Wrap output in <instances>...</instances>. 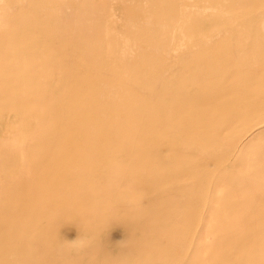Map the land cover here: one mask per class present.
I'll return each instance as SVG.
<instances>
[{
    "label": "crops",
    "instance_id": "obj_1",
    "mask_svg": "<svg viewBox=\"0 0 264 264\" xmlns=\"http://www.w3.org/2000/svg\"><path fill=\"white\" fill-rule=\"evenodd\" d=\"M74 1L0 0V264H264V14L159 83L135 1Z\"/></svg>",
    "mask_w": 264,
    "mask_h": 264
},
{
    "label": "rangeland",
    "instance_id": "obj_2",
    "mask_svg": "<svg viewBox=\"0 0 264 264\" xmlns=\"http://www.w3.org/2000/svg\"><path fill=\"white\" fill-rule=\"evenodd\" d=\"M151 0H148V2ZM154 1L151 6L149 4L144 3V0H136V5L138 8H134L133 10H141L143 11L146 6H149L150 14L146 17V21H144V26L152 28V30H148L147 35L152 36L151 40L147 39V48L156 49L155 58L157 61L153 65H149L150 58H145L143 56V64H147L143 66L141 69V75L144 77L150 78L151 75L154 76L158 82H162L161 80L165 81L167 78V74L170 77L174 74L180 75L182 67L192 65V61H189L186 57L183 56L182 50H185L187 54L188 47H193L196 45L197 40L187 39L186 35L188 34H197L201 31H206L207 34L214 33L215 25H219L225 27L227 34L230 33L231 37L234 38V32L230 29V20L228 19H238L239 21L246 23L247 20L251 19L252 17H260L264 14V0H231L235 8L231 11L229 9H218L216 7H211L209 9H204L200 6L198 0H152ZM230 1V0H227ZM85 0H75L72 6L75 8L81 7L84 5ZM140 2V3H139ZM249 2V3H248ZM251 3V4H250ZM245 4V6H244ZM248 4V5H247ZM255 4V5H253ZM247 5V7H246ZM250 5V6H249ZM71 6V7H72ZM249 6V7H248ZM134 7V6H133ZM246 7V8H245ZM146 9H148L146 7ZM148 11V10H147ZM201 14L203 17H211L212 19L216 20H226L227 24L222 22L216 24H206L205 26L197 25L196 21L185 23L181 22L183 15H193V14ZM197 18V16L195 17ZM193 17L190 18L193 21ZM217 25V27H218ZM205 27V28H204ZM239 28L235 29V32L238 33ZM245 33V31H243ZM156 38V39H155ZM227 40L228 37L226 38ZM212 40L209 39L207 36L206 44L207 48L212 47ZM235 40V38H234ZM145 42V41H144ZM143 42V45H144ZM233 42V47H235V51L239 54V60L244 61L246 57L242 56L236 50V43ZM228 44V45H232ZM148 53L150 55V51H143L142 54ZM155 59L152 58L154 62ZM209 76H214V72L208 73ZM152 76V77H153ZM247 163H244L243 167H239L235 174H243L242 169L246 167ZM205 201V200H204ZM207 203V202H206ZM82 206L84 204L83 201L77 202V205ZM79 206V208H80ZM74 212L76 209H73ZM207 208L205 204L202 205L200 209L201 218L203 219ZM212 237H208V241L212 242Z\"/></svg>",
    "mask_w": 264,
    "mask_h": 264
},
{
    "label": "bare ground",
    "instance_id": "obj_3",
    "mask_svg": "<svg viewBox=\"0 0 264 264\" xmlns=\"http://www.w3.org/2000/svg\"><path fill=\"white\" fill-rule=\"evenodd\" d=\"M125 1H127V0H125ZM129 1V0H128ZM132 1H135L136 2V0H132ZM248 1V0H247ZM123 3H124V1H122ZM130 2V1H129ZM134 3V2H133ZM140 3V2H139ZM144 3H147V4H149V6H151V4H153L154 3V1H149L148 2V0H144ZM249 3V2H248ZM251 4V3H250ZM248 5V4H247ZM247 5H246V7H247ZM253 5H255V4H253ZM149 6H146L148 9H146V7H145V9L143 10V11H139L140 12V14H142V15H144L145 17L148 15V14H150V12L151 11H149ZM214 6H216V7H228V8H232L233 7V4L231 3V1H227V0H217L216 2H214ZM244 6H245V4H244ZM250 6V5H249ZM248 6V7H249ZM152 7V6H151ZM245 7V8H246ZM148 10V11H147ZM141 15V16H142ZM197 16V14H193V15H183L182 16V19H181V22L183 23V24H185V23H189L191 20H190V18L191 17H193L194 19H193V21H197V18H195ZM143 17V16H142ZM140 20V19H139ZM207 22H209L208 20H206ZM143 22V21H142ZM227 22L228 21H226L224 24H227ZM233 23L234 24V26H236V27H242L243 28V30L246 32L247 31V24H244V23H241V22H237V21H235V20H233V21H230V23ZM244 24V25H243ZM250 27H252V25L250 26ZM249 28V27H248ZM252 29V28H251ZM250 29V30H251ZM252 31V30H251ZM249 33V32H248ZM249 34H251V33H249ZM252 37V36H251ZM236 39L237 38H239L238 36H236L235 37ZM239 39H241V38H239ZM239 39H237L238 40V42L237 41H235V43H236V50L239 52V53H241V51H243L244 49H245V46L246 45H244L241 41L239 42ZM252 39V38H251ZM250 39V40H251ZM242 41H244V40H242ZM234 43V44H235ZM254 44H255V42H254ZM254 44H252V45H254ZM198 47V46H197ZM202 47H203V45H202ZM199 48V47H198ZM255 48V47H254ZM194 49V48H193ZM197 49V48H196ZM200 52V51H199ZM195 53H197V52H195ZM254 62V61H253ZM54 81V80H53ZM52 94V93H51ZM56 96V95H55ZM52 100V99H51ZM47 106V105H46ZM183 114V113H182ZM181 117V116H180ZM18 122V121H17ZM12 127H14L13 125H12ZM17 127V126H16ZM15 127V128H16Z\"/></svg>",
    "mask_w": 264,
    "mask_h": 264
},
{
    "label": "clouds",
    "instance_id": "obj_4",
    "mask_svg": "<svg viewBox=\"0 0 264 264\" xmlns=\"http://www.w3.org/2000/svg\"><path fill=\"white\" fill-rule=\"evenodd\" d=\"M77 240H79V238ZM77 240L72 242V243H70V244H75L77 242ZM81 246H83L82 243H81Z\"/></svg>",
    "mask_w": 264,
    "mask_h": 264
}]
</instances>
